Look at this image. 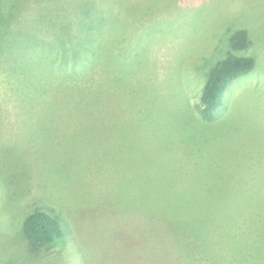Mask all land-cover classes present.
<instances>
[{
    "label": "rangeland",
    "instance_id": "374dc122",
    "mask_svg": "<svg viewBox=\"0 0 264 264\" xmlns=\"http://www.w3.org/2000/svg\"><path fill=\"white\" fill-rule=\"evenodd\" d=\"M33 205L64 247L30 253ZM0 264H264V0H0Z\"/></svg>",
    "mask_w": 264,
    "mask_h": 264
},
{
    "label": "trees",
    "instance_id": "16d2710c",
    "mask_svg": "<svg viewBox=\"0 0 264 264\" xmlns=\"http://www.w3.org/2000/svg\"><path fill=\"white\" fill-rule=\"evenodd\" d=\"M248 44L247 32L244 29L234 30L229 35L230 50L208 66L195 106L203 120L210 121L215 117V112L222 104L224 91L230 83L254 68V59L251 56L233 53L245 49ZM64 221L61 210L56 207L33 205L21 218L15 232H23L30 253L37 254L48 247H64Z\"/></svg>",
    "mask_w": 264,
    "mask_h": 264
}]
</instances>
